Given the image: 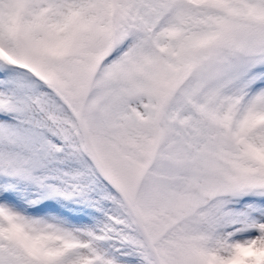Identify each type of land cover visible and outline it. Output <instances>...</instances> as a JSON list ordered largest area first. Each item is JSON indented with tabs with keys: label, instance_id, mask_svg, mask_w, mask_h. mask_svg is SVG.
Returning a JSON list of instances; mask_svg holds the SVG:
<instances>
[{
	"label": "snow or ice",
	"instance_id": "1",
	"mask_svg": "<svg viewBox=\"0 0 264 264\" xmlns=\"http://www.w3.org/2000/svg\"><path fill=\"white\" fill-rule=\"evenodd\" d=\"M0 264H264V0H0Z\"/></svg>",
	"mask_w": 264,
	"mask_h": 264
}]
</instances>
